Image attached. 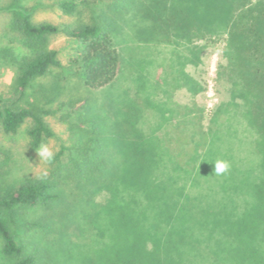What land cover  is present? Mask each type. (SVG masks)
<instances>
[{"label": "trees", "instance_id": "trees-1", "mask_svg": "<svg viewBox=\"0 0 264 264\" xmlns=\"http://www.w3.org/2000/svg\"><path fill=\"white\" fill-rule=\"evenodd\" d=\"M56 6L69 17L89 14L88 21L62 27L74 51L69 71L80 78L87 97L78 107L70 99L54 101L59 95L48 100L58 103V110L71 119L69 142L48 160L46 175L0 189L3 256L10 264H70L74 257L79 264H264V0H58ZM129 14L151 21L149 33L155 35L164 27L178 33L180 14L194 30L192 40L201 38L200 29L225 28L222 69L231 97L242 101L243 118L255 134L257 156L248 159L249 170L245 178L236 180L238 185L222 179L217 187L203 188L205 192L215 189L222 199L229 196V207L222 211L226 214H214L211 227L198 237L196 226L189 227L186 217H202L204 193L189 191L203 181L202 175L213 176L204 170L202 174L201 169L213 160L219 145L235 144L233 131L214 139L210 129L201 127L188 134L179 127L169 132L163 144L141 128L144 111L126 93L113 102L119 121L112 120L103 106L97 107L95 92L113 84L120 72L121 56L112 38L116 18ZM18 26L29 50L18 60L13 80L20 100L37 79L62 64L57 52L49 49L59 27L34 23L30 11L22 13ZM50 114L45 107L1 101L0 129L12 136L28 123L24 134L35 151L53 135L45 121ZM106 129L114 135L106 136ZM200 152L206 154L203 163ZM194 154L199 155L196 163L187 169L186 162ZM166 159L174 166L168 169L171 173L163 169L169 163ZM181 175L184 181L178 184ZM104 189L111 193L106 206L95 202L96 193ZM189 199L194 208L185 203ZM30 211L34 216L26 221L30 230L54 235L56 254L48 253L38 241L27 243L20 235L16 227L21 214ZM176 223L181 228L175 229ZM108 227L119 237L112 246L104 234ZM71 231H77L80 243L71 240ZM87 240L94 261L81 251Z\"/></svg>", "mask_w": 264, "mask_h": 264}, {"label": "rangeland", "instance_id": "rangeland-1", "mask_svg": "<svg viewBox=\"0 0 264 264\" xmlns=\"http://www.w3.org/2000/svg\"><path fill=\"white\" fill-rule=\"evenodd\" d=\"M56 2L58 0H0V102L12 100L19 106H41L52 111V114L45 117V121L53 135L46 139L43 145H47L53 154L61 145L69 142L71 121L70 118H66V111L58 110L56 102L70 99L75 104L74 107H78L87 97V90L80 78L69 71V60L73 57L74 51L70 41L63 34L62 27L65 24L89 20L88 13L74 17L63 15ZM25 11H30L32 21L36 24L46 22L59 27V33L50 39L49 49L57 52L62 68H52L48 75L37 79L27 91V96L19 100L18 95L13 91V80L18 60L29 53L18 26ZM179 17L181 21H178L176 28L179 29L178 33L175 34L176 31L164 27L159 29L156 35L149 33L148 27L151 21L142 22L131 14L116 18L117 28L112 38L121 56L120 72L113 84L95 92L96 105L103 106V110L112 120L119 121L121 117L114 116L113 109L116 110L117 106L114 103L116 98L126 93L128 98L134 100L144 111L141 128L145 132H150L149 134L163 144L169 132L179 127L188 134L199 131L201 127L203 131L210 129L214 139L222 134L229 136L227 131L232 129L231 139L235 144L219 145L213 160L201 169V172L204 170L206 174L219 177L218 181L211 175L208 177L202 175L203 181L199 180V183L194 184V189L190 188L189 191V194L198 191L204 193L201 198L202 217L195 218L193 215L186 217L189 227L196 226L195 232L198 237L200 234L203 235V230L207 231V228L211 227L214 214H226L222 211L227 212L229 207V196L224 195L222 199V194L213 192L215 189L205 192L203 188L208 189V185L217 187L222 179L233 182L232 185H238L236 180L245 178L249 170L248 159L257 155L253 149L255 134L242 115L244 109L242 101L231 97V86L222 69L226 66L225 28L200 29L198 32L201 38L192 40L190 34L194 30L190 27V23L183 19L182 14ZM109 92L112 98H108ZM57 95L59 96L54 100L55 103H48L49 99ZM28 125V123L24 125L18 134L12 136L3 134L0 129V189L23 180L38 179L48 173V160L39 155L41 147L33 151L28 145L24 134ZM105 132L108 137L114 135L109 129ZM199 155L203 163L206 154L200 152ZM199 155L194 154L187 160V169L196 163ZM244 155H247L246 158ZM217 160L229 163L230 168L226 174H214V164ZM171 167L174 166L169 162L163 169L168 170ZM170 171L172 170H168L169 173ZM182 175L178 184L184 181ZM243 188L244 184L240 189ZM231 191L233 194L236 193L235 189ZM110 198L111 193L106 189L100 190L96 193L95 202L106 206ZM185 203L191 207L195 206L190 199ZM29 218H34L31 211L28 214L22 213L21 222L16 227L22 238L27 243L38 241L48 253L56 254L57 245L54 235L44 236L42 233L37 234L36 230H30L27 224L29 222H26L30 221ZM173 226L175 229L181 228L177 223ZM71 232L73 233L71 240L80 243L81 238L77 231ZM104 234L109 236V245L118 241L119 237L110 227ZM59 239L61 238H57ZM2 246L0 238V264H10L2 254ZM81 247L84 258L88 257L94 261L90 241H83ZM107 253L112 252L107 250ZM70 264H79V261L74 257L70 260Z\"/></svg>", "mask_w": 264, "mask_h": 264}, {"label": "clouds", "instance_id": "clouds-1", "mask_svg": "<svg viewBox=\"0 0 264 264\" xmlns=\"http://www.w3.org/2000/svg\"><path fill=\"white\" fill-rule=\"evenodd\" d=\"M39 155L45 158L46 160L50 161L53 159L54 154L47 145H42L39 151ZM229 168L230 165L227 161L217 160L214 164V174L215 175L226 174Z\"/></svg>", "mask_w": 264, "mask_h": 264}]
</instances>
